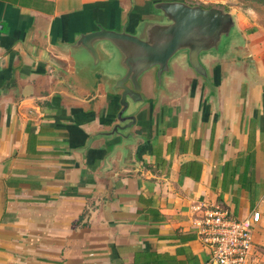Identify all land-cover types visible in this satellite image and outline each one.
<instances>
[{
	"label": "crops",
	"instance_id": "obj_1",
	"mask_svg": "<svg viewBox=\"0 0 264 264\" xmlns=\"http://www.w3.org/2000/svg\"><path fill=\"white\" fill-rule=\"evenodd\" d=\"M145 7L0 0V264H134L140 252L205 264L209 252L192 229L200 204L234 218L258 211L247 264H264V26L256 17L218 7L233 15L237 36L224 56L201 59L206 82L183 55L159 84L154 70L143 74L129 130L138 138L106 162L117 139L95 135L117 122L115 77H88L67 45L96 24L117 28L138 10L152 16Z\"/></svg>",
	"mask_w": 264,
	"mask_h": 264
},
{
	"label": "water",
	"instance_id": "obj_2",
	"mask_svg": "<svg viewBox=\"0 0 264 264\" xmlns=\"http://www.w3.org/2000/svg\"><path fill=\"white\" fill-rule=\"evenodd\" d=\"M144 1L145 8L152 11L150 18L117 28L96 24L95 30L79 34L67 45L69 59L75 65L81 59L86 60L88 77L94 72L103 76L98 80L104 82L115 77L109 88L119 92L121 110L117 122L109 131L95 135L117 139L110 147L107 163L121 160L132 140L138 138L129 130L134 124L133 113L143 101L139 91L143 74L154 70L159 84L163 76L171 73L172 60L183 55L187 66L206 82L207 68L201 59L224 56L237 36L233 15L223 8H203L180 0ZM131 3L133 8L134 0ZM99 53L103 58H99ZM65 75H70L71 81L82 77L79 73Z\"/></svg>",
	"mask_w": 264,
	"mask_h": 264
},
{
	"label": "built area",
	"instance_id": "obj_3",
	"mask_svg": "<svg viewBox=\"0 0 264 264\" xmlns=\"http://www.w3.org/2000/svg\"><path fill=\"white\" fill-rule=\"evenodd\" d=\"M194 234L209 252L205 264H247L253 251L252 233L259 221V212L251 211L244 218H234L221 205H204L194 209Z\"/></svg>",
	"mask_w": 264,
	"mask_h": 264
},
{
	"label": "rangeland",
	"instance_id": "obj_4",
	"mask_svg": "<svg viewBox=\"0 0 264 264\" xmlns=\"http://www.w3.org/2000/svg\"><path fill=\"white\" fill-rule=\"evenodd\" d=\"M120 1V0H119ZM125 4H130L131 0H121ZM186 3L199 5L203 8L229 7L235 8L240 13L249 17H256V21L264 26V0H180ZM140 5L141 0H136Z\"/></svg>",
	"mask_w": 264,
	"mask_h": 264
},
{
	"label": "trees",
	"instance_id": "obj_5",
	"mask_svg": "<svg viewBox=\"0 0 264 264\" xmlns=\"http://www.w3.org/2000/svg\"><path fill=\"white\" fill-rule=\"evenodd\" d=\"M186 261L176 260L174 257L168 254H160L156 252H140L135 257L134 264H192L195 261V257L186 253Z\"/></svg>",
	"mask_w": 264,
	"mask_h": 264
},
{
	"label": "flooded vegetation",
	"instance_id": "obj_6",
	"mask_svg": "<svg viewBox=\"0 0 264 264\" xmlns=\"http://www.w3.org/2000/svg\"><path fill=\"white\" fill-rule=\"evenodd\" d=\"M151 14H148L147 11L138 10L136 14L129 15V22L128 24H134L141 18H150Z\"/></svg>",
	"mask_w": 264,
	"mask_h": 264
}]
</instances>
